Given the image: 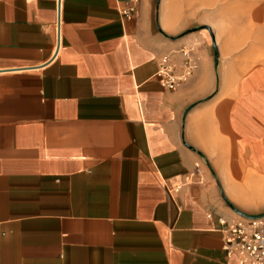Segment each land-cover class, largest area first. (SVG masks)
<instances>
[{
    "label": "crops",
    "instance_id": "1",
    "mask_svg": "<svg viewBox=\"0 0 264 264\" xmlns=\"http://www.w3.org/2000/svg\"><path fill=\"white\" fill-rule=\"evenodd\" d=\"M129 1L0 0V264H238L216 219L264 176V0Z\"/></svg>",
    "mask_w": 264,
    "mask_h": 264
},
{
    "label": "built area",
    "instance_id": "2",
    "mask_svg": "<svg viewBox=\"0 0 264 264\" xmlns=\"http://www.w3.org/2000/svg\"><path fill=\"white\" fill-rule=\"evenodd\" d=\"M119 13L124 19L135 18L138 14V0L127 2L119 8ZM190 52L191 49L183 50L184 57L180 62L173 61L170 54L161 56L155 76L164 88L173 90L192 75L197 68V60ZM193 182L205 184L204 172L199 164L186 175L182 184L175 186L169 193H176L181 186ZM207 217L211 218V214H207ZM216 222L223 238L222 248L227 256H235L238 264H264V216H238L231 220L218 216Z\"/></svg>",
    "mask_w": 264,
    "mask_h": 264
},
{
    "label": "rangeland",
    "instance_id": "3",
    "mask_svg": "<svg viewBox=\"0 0 264 264\" xmlns=\"http://www.w3.org/2000/svg\"><path fill=\"white\" fill-rule=\"evenodd\" d=\"M227 188V192L236 195V197L226 199L229 205L249 215L264 214L263 175L248 177L247 180L241 183L228 184ZM234 216L238 217L240 215L235 212Z\"/></svg>",
    "mask_w": 264,
    "mask_h": 264
},
{
    "label": "water",
    "instance_id": "4",
    "mask_svg": "<svg viewBox=\"0 0 264 264\" xmlns=\"http://www.w3.org/2000/svg\"><path fill=\"white\" fill-rule=\"evenodd\" d=\"M230 207L232 208V210H234L237 214H239L240 216L243 217H261L264 216V214H258V215H248L245 213L240 212L239 210L235 209L233 206L230 205Z\"/></svg>",
    "mask_w": 264,
    "mask_h": 264
}]
</instances>
